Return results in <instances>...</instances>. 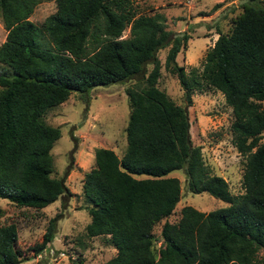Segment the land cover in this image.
<instances>
[{"label":"trees","instance_id":"16d2710c","mask_svg":"<svg viewBox=\"0 0 264 264\" xmlns=\"http://www.w3.org/2000/svg\"><path fill=\"white\" fill-rule=\"evenodd\" d=\"M42 1L50 0H0V64L8 70L0 73V199L38 210L66 194L64 177L50 176L59 129L44 123L43 113L71 92L134 79L150 63L125 90L124 152L117 157L96 148L82 177L84 234L107 235L115 249L98 264H264V0H241L228 32H216L204 53L198 76L175 63L188 35L166 30L160 13H138L131 0H52L54 12L36 24L29 16ZM165 46L163 66L186 105L205 84L230 107L232 145L243 157L241 194L230 195L226 181L203 163L190 142L185 106L154 86L155 54ZM174 170L182 171L189 192L227 206L201 212L183 205L176 221H166L180 199L177 178L168 176ZM161 220L155 252L150 231ZM55 221L48 220L34 255L52 241ZM16 238L13 223L0 225V264L27 259Z\"/></svg>","mask_w":264,"mask_h":264},{"label":"rangeland","instance_id":"374dc122","mask_svg":"<svg viewBox=\"0 0 264 264\" xmlns=\"http://www.w3.org/2000/svg\"><path fill=\"white\" fill-rule=\"evenodd\" d=\"M240 2L241 0H131L138 13L162 14L165 28L172 34L188 35L175 56V63L182 66L187 74L190 69H195L197 76L201 72L204 53L218 36L216 32H228L229 19L240 10ZM54 10L52 0L42 1L34 6L29 19L40 24ZM127 34L128 27H125L121 37ZM4 35L5 31L0 24V43L4 40ZM167 49L168 46H165L155 54L159 63V76L154 86L175 104L185 106L190 142L199 146L203 163L211 174L221 176L226 181L230 195L241 194L243 157L232 145L230 107L219 91L205 84H202L200 90L190 92V104L186 105L184 91L175 75L163 66ZM150 68V63L145 64L143 72L122 83L95 86L85 93L71 92L66 100L43 113L44 123L59 129V138L49 150L52 158L50 176L64 177L67 193L38 210L17 207L0 199V225H15V245L27 257L19 264H71L75 259H79L82 264H98L115 254L107 235L87 237L84 234L89 215L81 194V181L84 173L92 167L96 148H109L117 157L124 152V127L129 112L125 90L135 79L145 77ZM7 71L0 64V73ZM261 104L264 105V100ZM168 176L177 178L180 199L173 213L165 218L166 221H176L178 210L183 205L201 212L227 206V203L207 193L189 192L182 171H171ZM53 217H56L53 239L34 255L32 246L41 241L48 220ZM162 222L163 220L155 224L150 231L155 252L160 243L158 232ZM259 254L264 255V251Z\"/></svg>","mask_w":264,"mask_h":264}]
</instances>
